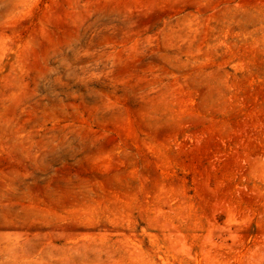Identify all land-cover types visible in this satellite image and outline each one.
<instances>
[{
  "label": "rangeland",
  "instance_id": "1",
  "mask_svg": "<svg viewBox=\"0 0 264 264\" xmlns=\"http://www.w3.org/2000/svg\"><path fill=\"white\" fill-rule=\"evenodd\" d=\"M0 264H264V0H0Z\"/></svg>",
  "mask_w": 264,
  "mask_h": 264
}]
</instances>
